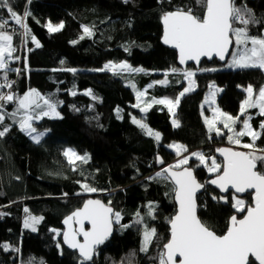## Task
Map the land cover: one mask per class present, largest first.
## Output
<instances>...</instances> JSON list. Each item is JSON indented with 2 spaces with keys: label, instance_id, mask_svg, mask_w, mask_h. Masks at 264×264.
Instances as JSON below:
<instances>
[{
  "label": "trees",
  "instance_id": "obj_1",
  "mask_svg": "<svg viewBox=\"0 0 264 264\" xmlns=\"http://www.w3.org/2000/svg\"><path fill=\"white\" fill-rule=\"evenodd\" d=\"M244 3L261 21L250 25L249 33L259 35L264 32V0H244ZM178 6H192L203 14L196 0H13L18 14L23 15L26 10L30 13L26 21L30 29L28 36L0 9V15L10 20L7 30L13 34L16 48L13 56H21L20 72L7 73L16 82L11 89L0 92L22 96L35 89L50 98L60 113V117L48 116L34 122L37 130L47 131L40 143L20 130L19 116L15 121L6 116L0 124V130L9 128L0 137V213H4L0 216V244L10 246L9 250L0 247V263L80 264L79 253L64 243L63 221L88 197L99 195L106 203L111 201L122 219L120 224L115 223L112 239L86 264H157L154 257L170 238L168 220L176 212L172 184L163 179H148L161 171L157 158L173 165L177 154L169 145L180 142L187 148L182 154L204 150L222 164L215 151L231 143L227 131L216 136L215 132L209 133L205 123L203 111L208 114L209 108L204 97L209 84L214 82L222 88L217 99L219 110L234 116L239 114L246 98L244 87L252 85L258 90L264 86V70L227 69L226 63L216 59L204 60L198 67L186 68L195 70L197 88L180 99L175 114L179 127L172 125L173 115L164 105L153 104L147 112L140 110L145 106L142 103L140 108L134 107L136 90L147 89L145 101L150 102L153 98L175 99L187 85L182 75L186 69L179 66L177 52L162 40V14ZM48 22H63L64 27L49 33ZM84 26L91 28L93 35L80 39ZM32 36L40 47H36ZM110 60H126L145 71L129 74L100 70ZM9 64L13 69L19 65L15 59ZM172 67L181 72L171 73ZM73 68L75 73L61 70ZM3 75L0 71V83L4 82ZM163 79L168 80L167 85L154 83ZM149 84L154 86L148 88ZM89 91L91 94H86ZM15 107L9 103L4 110L10 113ZM255 111L253 108L252 112ZM133 117L146 123L153 132H159L160 140L147 135L132 122ZM263 119L264 116L255 113L252 127L261 131L258 126ZM240 127L239 123L237 129ZM85 140L106 157L100 165L89 159L72 165L64 156L68 145L80 153L86 152ZM243 141L249 143L250 137H243ZM256 144L264 148V134ZM197 165L196 158L189 160V166L205 184L197 197L199 217L213 225L217 234H223L230 217L237 213L231 203L212 199L222 196L208 183L216 174L209 173L204 165ZM77 181L101 191L84 193ZM243 198L251 199L248 194ZM150 204L154 206L155 219L146 215ZM25 208L31 215L43 217L35 225V232L23 226ZM137 211L149 227L157 229L160 237L158 242L153 240L147 253L140 251L143 225L134 223ZM237 216L241 218V214ZM125 224L130 227H121Z\"/></svg>",
  "mask_w": 264,
  "mask_h": 264
},
{
  "label": "snow or ice",
  "instance_id": "obj_2",
  "mask_svg": "<svg viewBox=\"0 0 264 264\" xmlns=\"http://www.w3.org/2000/svg\"><path fill=\"white\" fill-rule=\"evenodd\" d=\"M30 2V0H29ZM196 6L203 9V14L196 11L192 6H178L174 10L166 11L162 14L163 23V43L177 49L179 53V63L186 64L188 61L200 63L202 57L212 59L217 57L225 61L229 55V49L235 50L230 53L231 60L227 63L228 68L233 69H260L264 70V32L259 35H251L249 26L261 23L255 18L252 10L247 7L244 0H196ZM0 9H4L14 21L23 30V35L28 36L30 29L26 23L30 13L26 10L23 15L18 14L13 7V0H0ZM9 19L0 15V71L4 73L3 83H0V89H11L13 81L8 80L7 73L20 69L10 67V60H19L14 57L16 48L13 47V34H9ZM38 23V21H37ZM239 25V26H238ZM49 33L59 32L63 29V22L53 25L48 22L46 25ZM83 33L80 39L85 36H92V29L88 26L83 27ZM36 47H40L39 41L35 36L31 37ZM76 43V41H73ZM120 69L128 72H142V68H134L126 62L116 64H105L100 70ZM65 71L76 72V69H61ZM199 71H215L216 69H198ZM171 73L181 72L177 67L170 69ZM166 77L168 72L164 74ZM182 75L187 80L188 86L175 99L153 98L150 102H145L142 112H147L153 104L165 105L170 112L180 103V99L195 88V71L183 70ZM155 84L167 85L168 80L163 79L154 82ZM149 84L148 88L153 87ZM135 88V85H132ZM215 88V85H210ZM247 97L240 105V115L232 116L214 108L213 118H205L209 133L215 132L216 136H223L226 129L230 135L227 139L230 143L241 145L242 137H250L249 143H243L242 147L249 151H235L231 148H220L217 151L223 156V163H218L215 157H207L201 152L191 153L199 161V165L207 167L208 172L215 173V179L208 183L216 185L221 192L234 194L216 197L213 200H224L231 203V207L237 214L230 217L226 232L217 234L215 227L202 220L197 215V192L205 188V184L197 180L194 174V168L189 166L190 157L184 156L173 165L164 167L161 171L155 173L150 180L163 179L172 184L175 200L178 203L177 212L169 218L170 238L163 243L154 259L157 264H264V148L257 146L256 142L264 134V120L259 124L261 131L254 130L250 121L252 117L247 115L248 109L256 108L259 115L264 116V86L255 90L252 85L244 89ZM216 91H219L217 89ZM147 89L137 91L138 103L134 107L140 108V101L145 96ZM76 95L75 92L71 93ZM86 94H91L90 91ZM215 92L209 93L205 98V103H214ZM95 99V97H93ZM42 102V103H41ZM14 103L15 110L8 113L4 110L5 105ZM55 115L60 116L56 111V104L50 98H45L37 90L30 89L22 96L13 92H0V124H3L6 116L16 120L19 116V128L26 132L33 141L40 143L41 137L45 134L38 132L33 126L34 121L43 117ZM240 116H246L241 122ZM132 122L145 130L149 136H154L157 141L160 140V133L153 130L146 124L132 118ZM223 125V129L217 127V124ZM242 123V128L237 131L236 125ZM173 124L179 127L177 121ZM9 128L5 126L0 130V137H3ZM211 138V137H210ZM179 156L182 152H187L184 145H171ZM64 156L68 162L75 165L76 161L87 162V155H79L72 148L64 151ZM158 163L164 161L157 158ZM210 161V163H209ZM197 165V166H199ZM75 170V169H74ZM84 193H96L101 191L88 183H81ZM248 194L251 199L243 198ZM79 195V193H78ZM27 214L24 220V228H31L36 231L35 225L43 220V217L31 215L27 208L24 209ZM154 206H148L147 216L155 219ZM4 213H0L3 216ZM135 224L143 225V242L140 251L147 253L149 246L155 239L160 240L157 229L149 227L144 216L137 211ZM122 219L119 211H114L111 201L107 204L100 199H87L82 207L76 208L68 215L63 223L67 230L63 232L64 243L68 247L78 249L82 258L80 264H86L93 259L98 245L103 244L111 235L113 223L120 224ZM90 224L89 229H85V223ZM74 225L78 227H74ZM123 228L130 225H121ZM52 231L60 233L53 229ZM83 237L81 242L78 237ZM5 250H9L8 244H0ZM19 251V249H15Z\"/></svg>",
  "mask_w": 264,
  "mask_h": 264
},
{
  "label": "rangeland",
  "instance_id": "obj_3",
  "mask_svg": "<svg viewBox=\"0 0 264 264\" xmlns=\"http://www.w3.org/2000/svg\"><path fill=\"white\" fill-rule=\"evenodd\" d=\"M53 25H57V24H59V23H52ZM10 34V33H9ZM235 49L233 48L232 49V51H234ZM230 60H231V55H230V57H229V59H228V61L226 62V65H225V68H227V69H233V68H228L227 67V63L228 62H230ZM12 62V60H10L9 61V63H11ZM123 62H126V63H128L129 65H131L128 61H126V60H124V61H115V60H110V61H107V62H105L104 63V65L105 64H109V63H111V64H116V65H119L120 63H123ZM104 65L100 68V69H103L104 68ZM132 66V65H131ZM132 67H134V68H142V67H140V66H132ZM143 69V68H142ZM144 71H145V69H143ZM187 70H192V71H195L194 69H192V68H189V69H187ZM109 71H113V72H125V73H140V72H128V71H123V70H120V69H114V70H109ZM144 71H142V72H144ZM194 80H195V77L193 78ZM215 85V88H210V85ZM188 86V82H187V85H186V87ZM197 88V85H196V81H195V88H194V90ZM245 88H247V87H244V89ZM217 89H219V91H216ZM193 90V91H194ZM137 91L138 90H136L135 91V95H136V93H137ZM210 91L211 92H215V96H214V103H211V102H209V103H205V98L206 97H208L209 96V93H210ZM221 91H222V88L221 87H219L216 83H214V82H212V83H210L209 84V89H208V91L206 92V94H205V97H204V104H206L207 106H208V108H209V113L208 114H206L205 113V111H203V114H204V120H205V118L207 117V118H209V119H211V118H213V116H214V112H213V109L214 108H218V106H217V99H218V96H219V94L221 93ZM146 95V94H145ZM246 97H247V93H246ZM163 98H165V97H162V98H160V99H163ZM145 96L142 98V100L140 101V103H142L143 105H145ZM243 102V101H242ZM138 103V101H137V96H136V104ZM165 106V105H164ZM178 106V105H177ZM177 106L175 107V109H173V111L171 112L172 113V119H171V123H172V125L173 126H175L174 124H173V120H175V121H177L178 122V119L175 117V114H176V110H177ZM145 107V106H144ZM167 107V106H166ZM168 108V107H167ZM257 111H255V112H252V109H248L247 110V115H250L252 118L254 117V115H255V113H259V110L258 109H256ZM56 111L57 112H59L58 111V109L56 108ZM228 114V113H227ZM229 115H232V114H229ZM240 115V112H239V114L238 115H236V116H239ZM232 116H234V115H232ZM51 117H56L55 115H52ZM60 117V116H59ZM235 117V116H234ZM246 118V116H240V121L242 122L244 119ZM264 120V119H263ZM35 122V121H34ZM34 122H33V126L35 127V125H34ZM250 123H251V121H250ZM239 124V123H238ZM238 124L235 126L236 127V130L237 131H239L241 128H242V123H240L241 124V127L239 128V129H237V127H238ZM207 125V124H206ZM176 127V126H175ZM208 127V126H207ZM217 127H220L221 129H223V125L222 124H220V123H218L217 124ZM254 129V128H253ZM255 130V129H254ZM38 132H43V133H45L42 137H41V140L43 139V137L47 134V131H39V130H37ZM223 131H224V133H226V129H223ZM228 135H230V133H228L227 134V137H228ZM40 140V141H41ZM85 141H87V142H85V146H86V152H84V153H80L74 146H71V145H68L67 146V148L65 149V150H67L68 148H72L73 150H75L79 155H81V156H83V155H87V157H88V159L89 160H91V162L94 164V165H100L105 159H106V157L101 153V152H99L98 150H96L95 148H93L92 147V145L90 144V143H88L89 141L88 140H85ZM243 143H245V141H243V137L241 138V145H236V144H232L231 143V145L232 146H235V147H237V148H241V149H244V150H246V151H249L248 149H245V148H243L242 147V144ZM176 144H179V145H183L182 143H180V142H172L169 146L171 147V145H176ZM174 151H176L173 147H171ZM194 152H201V153H203V154H205V156H206V158L207 157H210V156H208L207 155V153H205V151L204 150H195V151H192V152H190V153H186V154H182L181 153V155H177V160L174 162V164L178 161V160H180L181 158H183L184 156H188V157H190V159L191 158H195V157H192L191 156V153H194ZM189 159V160H190ZM218 162V161H217ZM209 163H210V161H209ZM219 163V162H218ZM111 168L112 169H114L115 167L111 164ZM210 173V172H209ZM234 194V193H233ZM229 199H231V196H229Z\"/></svg>",
  "mask_w": 264,
  "mask_h": 264
},
{
  "label": "water",
  "instance_id": "obj_4",
  "mask_svg": "<svg viewBox=\"0 0 264 264\" xmlns=\"http://www.w3.org/2000/svg\"><path fill=\"white\" fill-rule=\"evenodd\" d=\"M162 40H163V37H162ZM166 45V44H165ZM166 46H168L169 48H171V49H173V50H175L176 52H177V54H178V64H179V66L181 67V68H183V69H186L187 67H189V66H191V65H194V66H200L201 64H202V62L204 61V60H207V61H212V60H214V59H216V60H218L219 62H221V63H226L227 61H228V59H229V57H230V53L232 52V49L233 48H230L229 49V55H227L226 56V59H225V61H221V60H219L217 57H213L212 59H208V58H206V57H202L201 58V61H200V63L199 64H197L196 62H194V61H188L186 64H183V65H181L180 63H179V53H178V50L177 49H174V48H172L170 45H166ZM220 148H231V149H233V150H235V151H244V152H247L246 150H244V149H241V148H237V147H235V146H232V145H222V146H220L219 148H217L216 149V151H215V155L219 158V159H221L222 160V162H223V156H221V154L217 151L218 149H220ZM158 158H160V157H158ZM161 159V158H160ZM157 165H158V167L162 170L164 167H167L168 165H170L169 163H163V164H160V163H158V161H157ZM194 174H195V171H194ZM196 175V174H195ZM196 178H197V176H196ZM211 179H215V176H213ZM210 179V180H211ZM197 180L199 181V182H201L198 178H197ZM209 180V181H210ZM202 183V182H201ZM212 187H214L215 189H217L220 193H221V195L222 196H225V195H228V194H230V193H234V190H230V193H223V192H221L220 191V189L216 186V185H212V184H210ZM204 189V188H203ZM203 189H201L200 191H198L197 192V197H198V195L199 194H201L202 193V191H203ZM246 194H244V196H245ZM87 199H100L102 202H104L105 204H107L103 199H102V196H90V197H88ZM86 199V200H87ZM174 200H175V196H174ZM175 204H176V212H177V210H178V203L176 202V200H175ZM197 204H198V200H197ZM82 207V206H81ZM112 208L114 209V207L112 206ZM199 208V207H198ZM114 211H115V209H114ZM175 212V213H176ZM197 215L199 216V212H198V209H197ZM237 215V214H236ZM63 226H64V231H66L67 230V226L63 223ZM74 227H78V226H76V225H74ZM91 226H90V224H88L87 222L85 223V229L87 230V229H89ZM169 228H170V224H169ZM63 231V232H64ZM114 234H115V223H113V230H112V232H111V235L108 237V239L103 243V244H101V245H98L97 246V248H96V252H97V250L100 248V247H102L105 243H107L110 239H112V237L114 236ZM78 239L81 241V242H83V237L82 236H79L78 237ZM67 245V244H66ZM68 246V245H67ZM71 249H73V248H71ZM73 250H76L78 253H79V251H78V249H73ZM96 252H95V254H96ZM94 254V255H95ZM80 256V255H79ZM257 264H258V262H257Z\"/></svg>",
  "mask_w": 264,
  "mask_h": 264
},
{
  "label": "built area",
  "instance_id": "obj_5",
  "mask_svg": "<svg viewBox=\"0 0 264 264\" xmlns=\"http://www.w3.org/2000/svg\"><path fill=\"white\" fill-rule=\"evenodd\" d=\"M18 63H19V65H17V69H20L21 56L19 57ZM17 74H18V73H17ZM8 80H9V81H13L14 83L16 82V78H13V77H10V76H8ZM14 83H13V84H14ZM0 264H2V263H0Z\"/></svg>",
  "mask_w": 264,
  "mask_h": 264
},
{
  "label": "crops",
  "instance_id": "obj_6",
  "mask_svg": "<svg viewBox=\"0 0 264 264\" xmlns=\"http://www.w3.org/2000/svg\"><path fill=\"white\" fill-rule=\"evenodd\" d=\"M219 109V108H218ZM210 111V110H209Z\"/></svg>",
  "mask_w": 264,
  "mask_h": 264
}]
</instances>
